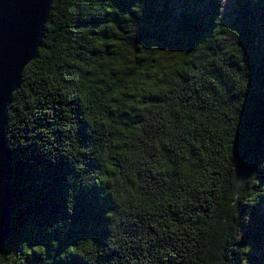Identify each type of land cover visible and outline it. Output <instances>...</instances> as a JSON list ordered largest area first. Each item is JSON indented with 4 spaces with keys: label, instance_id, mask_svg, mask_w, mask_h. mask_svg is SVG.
Returning <instances> with one entry per match:
<instances>
[{
    "label": "trees",
    "instance_id": "1",
    "mask_svg": "<svg viewBox=\"0 0 264 264\" xmlns=\"http://www.w3.org/2000/svg\"><path fill=\"white\" fill-rule=\"evenodd\" d=\"M232 2L53 0L0 264H261L264 0Z\"/></svg>",
    "mask_w": 264,
    "mask_h": 264
},
{
    "label": "water",
    "instance_id": "2",
    "mask_svg": "<svg viewBox=\"0 0 264 264\" xmlns=\"http://www.w3.org/2000/svg\"><path fill=\"white\" fill-rule=\"evenodd\" d=\"M53 0H0V254L11 238L12 152L5 127L22 74L43 44Z\"/></svg>",
    "mask_w": 264,
    "mask_h": 264
},
{
    "label": "rangeland",
    "instance_id": "3",
    "mask_svg": "<svg viewBox=\"0 0 264 264\" xmlns=\"http://www.w3.org/2000/svg\"><path fill=\"white\" fill-rule=\"evenodd\" d=\"M208 7H209V4L205 1V3H204L205 11L208 9ZM232 8H233L232 0H222L223 14H226V15L230 14L232 11ZM224 18H225V16H224ZM257 261L260 262L261 264H264V248L258 254Z\"/></svg>",
    "mask_w": 264,
    "mask_h": 264
}]
</instances>
